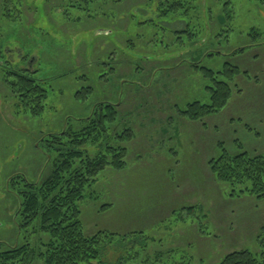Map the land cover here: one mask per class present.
I'll return each instance as SVG.
<instances>
[{"label":"rangeland","instance_id":"1","mask_svg":"<svg viewBox=\"0 0 264 264\" xmlns=\"http://www.w3.org/2000/svg\"><path fill=\"white\" fill-rule=\"evenodd\" d=\"M200 1L204 5L199 23L204 27L209 20L206 5L213 8L212 33L218 28L215 17L219 6L212 0ZM158 2L0 0V48L8 62L35 56L34 68L47 78L45 111L36 117L18 111L0 81V242L16 241L17 205L5 192L6 178L19 172L31 180L46 178L50 166L45 167L39 139L60 131L67 120L79 123L97 101L114 104L120 99L121 125L132 130L133 142L124 169H106L92 186V196L82 201L85 232L143 231L154 239L150 253H163L151 264H166L170 257L182 255L189 264H218L233 250L256 251L255 236L264 224V199L225 195L226 189L215 181L208 161L218 154L220 141L231 152L236 151L237 141L251 154L264 150V46L256 45L232 60L244 73L238 78L242 90L225 109L203 121H188L178 111L199 97L198 71L188 68L190 65L171 69L159 63L162 65L152 77L158 82L149 84L147 68H133L153 66L157 62L150 63L148 58L161 59L173 48L163 50L160 42L151 47L147 42L151 27L136 24L157 20ZM263 5L253 0L235 1L231 43L244 45L251 27L264 32ZM198 7L188 17L194 19ZM5 9L21 19L7 20ZM65 9L68 14L63 15ZM166 20L160 24L170 30L185 25L182 20L173 21V16ZM154 30L158 36L166 34L158 26ZM235 34L238 38L232 40ZM128 40L133 44L127 45ZM223 61L221 56L205 57L202 65L218 69ZM100 74L105 75L103 79ZM190 206L192 211H188ZM122 251L108 245L103 257L114 260Z\"/></svg>","mask_w":264,"mask_h":264},{"label":"trees","instance_id":"2","mask_svg":"<svg viewBox=\"0 0 264 264\" xmlns=\"http://www.w3.org/2000/svg\"><path fill=\"white\" fill-rule=\"evenodd\" d=\"M212 1L219 6L215 17L218 28L212 33L209 25L214 20L213 8L209 3L206 5L209 20L206 24L208 28L204 27L203 23L200 24V7L204 2L200 0H160L156 4V11L159 12L156 21L146 19L136 23L151 27L147 41L151 47L159 42L163 50L173 47L161 59L148 58L146 61L150 63L157 62L153 66L147 64L133 67L136 71L139 67L142 71L147 68V83L158 82V78L156 80L152 77L154 71L162 65L159 63H164L163 67L171 69L190 65L188 68L199 72L202 80L199 97L187 102L178 111L188 121H203L225 109L233 96L242 90L238 78L244 73L232 60L256 45L264 46V32L255 27L249 29L246 34L248 40L244 45L238 46L236 41L231 43L229 34L234 29L231 20L235 17L232 5L236 0ZM253 1L260 6L264 4V0ZM149 3L153 4V0H149ZM197 7L199 14L195 13L194 19L188 17L190 11ZM3 13L7 20L21 19L17 13L14 15L6 9ZM62 14H68V9ZM172 16L173 21H184L185 25L181 30H170L160 24L163 20L168 22L166 19ZM156 26L166 34L158 36L159 33L154 30ZM234 33L240 34L236 31ZM236 34L230 38L236 40ZM127 42V45L133 44L129 40ZM174 50H177V54ZM151 52L155 53L154 49ZM214 56L224 58L220 68L202 65V58ZM7 57L0 48V81L13 98L14 107L23 113L40 116L45 111L47 78L39 74L41 71L34 68V63L29 67L25 62L26 58L10 63ZM173 59L177 61L173 65H167ZM129 63L132 61L127 65ZM138 74L141 76L142 72ZM103 76L105 75L100 74L99 78L103 79ZM119 101L117 99L114 104L97 101L92 105L91 112L79 120V123L73 124L67 120L60 131L44 134L39 139L38 148L45 155V167L50 166L46 178L40 179V176L39 180H31L21 172L6 178L5 192L15 199L17 205L14 218L17 230L13 244L0 242V264H151L158 262L163 256L160 251L150 253L149 248L154 239L147 238L143 231L120 234L100 230L87 234L81 220L80 205L83 200L92 196V186L106 169L121 170L127 163L133 132L129 127L121 125L124 114L123 110H119ZM217 147L218 154L210 158L208 166L215 181L226 189L225 195L238 198L248 195L258 200L264 199V150L251 154L238 141L237 149L233 152L228 151L221 141L217 143ZM192 208L190 206L188 211H192ZM182 215L180 213L179 218L184 220ZM189 218L188 214L187 219ZM108 245L119 250L122 248V254L119 252L114 260L108 255L103 257ZM255 246L256 251L233 250L223 256L218 264H264V224L259 227L255 236ZM169 259L171 260L166 264H189V260L184 259L183 255Z\"/></svg>","mask_w":264,"mask_h":264},{"label":"flooded vegetation","instance_id":"3","mask_svg":"<svg viewBox=\"0 0 264 264\" xmlns=\"http://www.w3.org/2000/svg\"><path fill=\"white\" fill-rule=\"evenodd\" d=\"M35 59H36L35 56H28L26 57L25 62L28 64L29 67H32L33 64L32 62L35 61Z\"/></svg>","mask_w":264,"mask_h":264}]
</instances>
